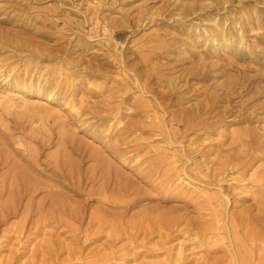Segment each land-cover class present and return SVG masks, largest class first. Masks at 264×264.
I'll list each match as a JSON object with an SVG mask.
<instances>
[{
    "label": "rangeland",
    "instance_id": "1",
    "mask_svg": "<svg viewBox=\"0 0 264 264\" xmlns=\"http://www.w3.org/2000/svg\"><path fill=\"white\" fill-rule=\"evenodd\" d=\"M216 87L231 102L186 112ZM253 107L264 0H0V264L225 260L218 205L264 203Z\"/></svg>",
    "mask_w": 264,
    "mask_h": 264
},
{
    "label": "bare ground",
    "instance_id": "2",
    "mask_svg": "<svg viewBox=\"0 0 264 264\" xmlns=\"http://www.w3.org/2000/svg\"><path fill=\"white\" fill-rule=\"evenodd\" d=\"M196 10L195 6H190L189 8L185 7L184 13L187 14L190 12L193 14V12ZM224 39H227V41L232 40V37H229L224 34ZM208 66L205 64H200L197 66H193L187 69H182V74L176 77L175 80H171L169 84L173 87H175V92L177 90H180V83H177V81H180L183 78H186L188 75H198L201 80H206L208 77ZM246 89L245 93L238 94V98L244 99L246 97L247 100H245V104H243L242 110H248V107L255 103V99L257 98L256 94H253V88L252 84H249L248 86L244 87ZM245 94V95H244ZM21 94H18L15 96V99H18ZM232 96H234L233 88H230L228 90H223V88L216 87L212 92H209V90L206 92V98L207 104L203 105V108H200L199 105L190 108V110L186 111L191 113H194L200 117H208L213 112V108L219 104L224 102H231ZM254 113L253 118L250 119L251 122L258 121L262 118H264V112L263 113H257V107H253ZM233 110L230 109V107L223 110L225 114L230 113ZM205 122H201V124H204ZM246 142H248V146L246 147V150L244 151L243 158H246L244 161V166H246L249 163V160L247 159H253V157H258V154H262L260 157L262 159L264 158V132L258 131V130H251L250 133L246 136ZM242 165V164H241ZM240 166H238L239 168ZM236 168L233 167L232 171H234ZM232 173V172H230ZM233 174V173H232ZM220 207H224L223 204L218 205V209L215 212L216 218L222 217L228 219V222L225 224L223 219L218 220V223H223V228L221 227L219 230H225L226 234V240L229 241L228 250H227V258L225 260L216 261L215 264H264V203H262L260 206H250L247 210L244 212H241L237 216H229L228 218L225 216L224 211H220Z\"/></svg>",
    "mask_w": 264,
    "mask_h": 264
}]
</instances>
